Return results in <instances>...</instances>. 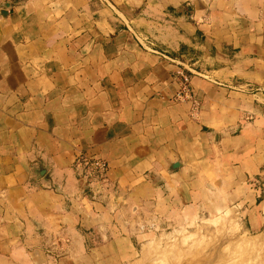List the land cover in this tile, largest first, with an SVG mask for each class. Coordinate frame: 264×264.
<instances>
[{"label": "crops", "instance_id": "obj_1", "mask_svg": "<svg viewBox=\"0 0 264 264\" xmlns=\"http://www.w3.org/2000/svg\"><path fill=\"white\" fill-rule=\"evenodd\" d=\"M185 77L196 113L173 100ZM258 89L264 0H0V264L93 262L139 225L228 206L260 230ZM79 154L108 163L99 197Z\"/></svg>", "mask_w": 264, "mask_h": 264}, {"label": "rangeland", "instance_id": "obj_2", "mask_svg": "<svg viewBox=\"0 0 264 264\" xmlns=\"http://www.w3.org/2000/svg\"><path fill=\"white\" fill-rule=\"evenodd\" d=\"M138 231L140 237L133 235L132 244L116 245L114 252L98 248L93 262L78 264H264V226L248 230L245 218L231 206L212 215L181 213L161 224L139 225ZM94 249L85 247L81 254L86 257ZM48 250V264H75L60 261L64 248Z\"/></svg>", "mask_w": 264, "mask_h": 264}, {"label": "built area", "instance_id": "obj_3", "mask_svg": "<svg viewBox=\"0 0 264 264\" xmlns=\"http://www.w3.org/2000/svg\"><path fill=\"white\" fill-rule=\"evenodd\" d=\"M188 78L185 77L179 91L173 97L174 102L192 101V113H196L198 102L193 98L187 88ZM258 97L264 103V90L258 89ZM75 174L81 185L87 188L92 197H99L108 186L109 166L107 161L99 156H87L79 154L73 164Z\"/></svg>", "mask_w": 264, "mask_h": 264}, {"label": "water", "instance_id": "obj_4", "mask_svg": "<svg viewBox=\"0 0 264 264\" xmlns=\"http://www.w3.org/2000/svg\"><path fill=\"white\" fill-rule=\"evenodd\" d=\"M174 166H176V165H174ZM84 188H85V187H84ZM84 192H87V188H85Z\"/></svg>", "mask_w": 264, "mask_h": 264}]
</instances>
